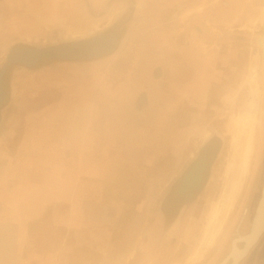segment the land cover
I'll return each mask as SVG.
<instances>
[{
  "label": "rangeland",
  "instance_id": "obj_1",
  "mask_svg": "<svg viewBox=\"0 0 264 264\" xmlns=\"http://www.w3.org/2000/svg\"><path fill=\"white\" fill-rule=\"evenodd\" d=\"M132 1L19 0L20 4L14 11L17 21L1 39L0 59L7 52L10 43L34 44L41 38L54 43L62 38L90 36L109 29L111 28L109 23H113L122 13L125 4L130 8ZM177 1L182 3L181 6L191 7L188 10L190 13L187 11L190 14L189 19L183 27L188 49L193 53L192 62L196 65L204 59L199 68H195L194 65L193 73L198 74L202 65L206 67L204 82L200 84L201 89L196 91L198 95L193 100V110L202 117L222 121L226 137L220 165L217 167L215 190L198 224L199 229L193 245L186 253V257L172 259L166 263L200 264L203 258H207L214 251L219 237L229 226L233 213L240 208L239 205L243 203L245 196L255 189L252 177L256 166L258 168L259 156L262 162L264 160V153L260 151L264 135V68L256 41L262 33L263 19L260 15L261 9L264 8V0ZM224 1L227 4L224 5ZM137 2L138 6L134 10L138 20L128 30L119 50L91 65L87 73L80 75L82 82L58 91L53 89L45 91L38 86L42 84V80L47 81L42 77L27 75L14 79L15 82H19L18 84L26 83L28 87L25 91L12 90L13 96L6 103V117H0V136L9 131L10 134H6L0 146L13 151L22 132L25 116L33 110H38L45 103L43 107L45 110L34 116L39 117L37 118L39 125H45L38 127V130L56 132L60 129L75 141V148H81L77 143L80 139H73L78 131L81 132L80 135L82 132L84 135L90 133V127L92 130L93 126L96 132L108 129L104 124L106 117L80 123L76 121V117H96L93 114H96L97 110L93 111L91 102L99 103L103 108L104 104L110 103V97L121 101L120 95L115 94L117 89L114 90L113 97L111 96L110 82H115L113 87L120 86L122 74L117 76L116 71H122L124 66L137 65L138 51L155 48V43L161 41L158 38L160 35L166 42L162 43V47L156 45L157 49L169 46L167 39L172 27L168 21V3L161 4L166 8L158 11L146 10L147 6L143 7V0ZM25 21L27 22L24 24ZM119 26L122 28L120 23ZM26 38L30 40L27 41ZM88 77L90 79L87 82ZM111 103L113 108L120 107V102ZM114 112L116 111L112 113L114 128L128 132L133 130L131 125L133 120L143 119L135 111L132 117H119L123 124L120 126ZM51 117H59L58 126L53 124ZM239 120L242 123L241 127L237 128ZM252 120L254 122L251 152L245 166L239 160V148L243 143L246 126ZM39 133L36 138L37 145H41L45 137V134L40 136ZM108 134L109 139L113 135L110 143L112 146L108 150L112 151L108 162L112 169V173L109 174L111 181L108 180L105 186V176L98 175L99 178L93 180L96 181L95 186L80 185V200L75 203V213L79 214L80 219H76L78 223L75 222L70 228L68 224L53 221L50 215L51 207L45 210L42 217L29 221L26 245L21 250L25 259L23 264H157L155 256L157 251L150 247L148 243L150 240L144 241L150 226L148 216L151 210L148 206L142 209L138 206L134 208L135 202H130L132 198L126 197L138 192L137 179L143 171L141 156L144 154L143 157H146V153H151V136L142 139L140 133L129 132L128 137L122 139L117 132L113 134L109 131ZM88 139L83 140L89 141ZM99 149L101 150V146ZM84 157L85 155L79 154L76 164L78 167L76 173L80 176L81 183L88 181ZM260 174L258 189L264 180V165ZM88 190L92 195H87ZM150 190L148 193L152 195L154 186L153 188L150 186ZM115 196L117 200L119 199L118 202H113ZM88 198H91V202ZM111 203H114L115 207L112 208ZM212 210L217 211L213 219ZM2 211L8 212L5 209ZM64 214L62 219L71 222L68 217L70 212L66 209ZM4 254L0 251V264L7 263ZM259 261H263L261 264H264L263 259L251 255L246 264H259Z\"/></svg>",
  "mask_w": 264,
  "mask_h": 264
},
{
  "label": "flooded vegetation",
  "instance_id": "obj_2",
  "mask_svg": "<svg viewBox=\"0 0 264 264\" xmlns=\"http://www.w3.org/2000/svg\"><path fill=\"white\" fill-rule=\"evenodd\" d=\"M166 2L169 5L168 21L172 27L167 39L168 48L157 49L156 45L162 47V43L166 42L160 35L158 38L161 41L155 43V48L137 52V65L124 66L125 70L122 67V71H116L117 76L122 74L120 79L125 90L119 97L129 106L128 117H132L134 105H145L140 116L143 119L133 120L131 125L135 131L129 132L140 133L142 139L151 136V153H146V157H143L144 154L141 156L143 171L137 179L138 192L126 197H131L130 202H135L134 208L148 206L151 210L148 216L150 226L144 241L150 240V247L157 251V264L186 257L193 245L198 224L215 190L217 167L226 144L222 121L202 117L193 110V100L204 82L206 67L202 65L198 74L193 73V53L188 49L183 27L189 19L187 11L191 7L181 6L182 3L177 0H143V7L155 6L152 10L159 11V8H163L161 4L166 5ZM223 4H227L226 1ZM137 6V0L132 1L130 8L125 4L122 13L113 23H109L111 28L90 36L62 38L54 43L41 38L34 44H8L7 52L0 59V71L8 54L15 49L39 50V55L30 65L26 64L29 59H25V62L12 61L3 71L0 117H6V103L13 96L12 90L20 85L22 91L28 87L26 83L15 82L16 78L32 75L47 79L37 84L45 91H58L82 82L80 75L87 73L91 65L119 50L128 30L138 20L134 10ZM109 38L116 40L115 46L107 53L99 54L101 46ZM203 62L204 59L195 68H199ZM89 79L86 78V81ZM260 151L264 153V135ZM263 165L264 160L262 162L259 156L258 168L256 166L252 177L255 189L245 196L240 208L233 213L229 226L219 237L214 251L200 264H210L211 260V264H246L251 255L264 260V213L260 215L258 210L264 184L263 180L258 189ZM150 186H154L152 195L148 193ZM118 201L117 198L113 200ZM111 207H115V204L111 203Z\"/></svg>",
  "mask_w": 264,
  "mask_h": 264
},
{
  "label": "crops",
  "instance_id": "obj_3",
  "mask_svg": "<svg viewBox=\"0 0 264 264\" xmlns=\"http://www.w3.org/2000/svg\"><path fill=\"white\" fill-rule=\"evenodd\" d=\"M22 1L24 0H20V2ZM19 4V0H0V43L2 37L4 38L8 34L11 26L17 21L14 11ZM165 8H159V11L165 10ZM148 9H153V7H147L146 10ZM113 85V82H110L111 96L114 94L115 88L117 89L116 95L124 93L125 89L122 83L119 87L115 86V88ZM20 88H22V85L15 87L16 90ZM120 100L110 97V103L104 104L103 108L99 103L91 102L93 111L97 110L96 114H93L96 117H76L78 123L80 121H92L97 118L101 119L102 116L106 117L104 124L105 128H108L96 132L94 126L92 130L90 127V133H84L85 136L83 132L80 135V131H78V134L75 133L73 139H80L77 143L81 148H75V141L71 139L69 134L65 135L60 129L56 132L55 130L47 131L44 129L46 132L38 130V127L45 125H39L37 122L39 117L34 116L45 110L43 107L46 103L38 110H33L25 116L22 132L13 151L0 146V251L5 253L4 259L7 260L5 264H23L25 259L22 257L21 250L26 245L29 221L42 217L45 210L51 207L52 213L50 215L53 221L68 224V228H70L72 224L78 223L80 219L79 214L75 213V203L80 200L81 195L80 185L85 187L93 184L95 186L96 181L93 180L98 179V175L105 176V186H107L108 180L111 181L109 174L112 173V169L109 167L108 162L112 156V151L108 150L112 146L110 143L113 135L109 139L108 132L112 131L113 134L117 132L122 139L128 137L129 133L120 128H114L113 111H116L114 112L115 118L118 119V125L120 126H123V124L119 117L130 115V111H127L128 104L124 103L121 98ZM111 102H120V107L113 108ZM106 105L110 106L106 107ZM144 107V104L142 106L134 105L133 114L136 111L142 116ZM51 120H53V124L58 126L59 117H51ZM48 121L50 123V117ZM7 133L10 134V131L0 136V142L3 141ZM38 133L40 136L45 134L41 145L36 144ZM86 142H90V144H86ZM100 146L101 150L99 149ZM79 154L85 155V168L88 170L86 174L88 181L85 183L80 182V176L76 173L78 172L76 164ZM102 154H105V156ZM90 194V190H88L87 195ZM95 195L93 201L96 200ZM88 201L91 202V198H88ZM2 209L8 212H4ZM66 209L70 212L68 217L71 222L63 220Z\"/></svg>",
  "mask_w": 264,
  "mask_h": 264
},
{
  "label": "water",
  "instance_id": "obj_4",
  "mask_svg": "<svg viewBox=\"0 0 264 264\" xmlns=\"http://www.w3.org/2000/svg\"><path fill=\"white\" fill-rule=\"evenodd\" d=\"M107 43H104L101 47V49L98 51L100 52L99 54H105L108 51L112 50V48L116 44V40L113 38H109ZM258 46L260 48V53H261V59L264 64V24H263V30L262 33L259 35L258 40H257ZM14 52L8 54L6 62L4 63V66L2 67L0 71V93L2 91L1 89V76L3 71L6 69L8 64L12 61H19V62H25V59H29L26 64L30 65L34 62L35 58L39 55V50H32V49H15L13 50ZM1 98V97H0ZM263 115H264V101H263ZM264 185V184H263ZM264 213V210L261 212V214Z\"/></svg>",
  "mask_w": 264,
  "mask_h": 264
},
{
  "label": "bare ground",
  "instance_id": "obj_5",
  "mask_svg": "<svg viewBox=\"0 0 264 264\" xmlns=\"http://www.w3.org/2000/svg\"><path fill=\"white\" fill-rule=\"evenodd\" d=\"M261 12L262 13H261L260 17L264 20V8L261 9ZM253 83L255 84V82H253ZM253 122H254V120L250 121L249 124L246 126L245 132L243 134V143H242L241 147L239 148L240 149L239 150V160L245 166H247L249 155L251 152ZM239 123H240V120H239ZM239 123L237 122V124H238L237 128L241 127L240 125L242 122L240 124ZM258 210H259L260 215H261V212L264 210V185H263V190H262V198H261ZM216 213H217L216 210H212L211 219H213L216 216Z\"/></svg>",
  "mask_w": 264,
  "mask_h": 264
}]
</instances>
